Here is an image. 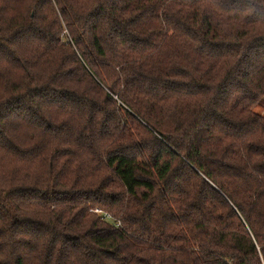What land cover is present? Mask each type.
Returning a JSON list of instances; mask_svg holds the SVG:
<instances>
[{
	"label": "trees",
	"instance_id": "obj_1",
	"mask_svg": "<svg viewBox=\"0 0 264 264\" xmlns=\"http://www.w3.org/2000/svg\"><path fill=\"white\" fill-rule=\"evenodd\" d=\"M259 106L264 0H0V264H264Z\"/></svg>",
	"mask_w": 264,
	"mask_h": 264
},
{
	"label": "built area",
	"instance_id": "obj_2",
	"mask_svg": "<svg viewBox=\"0 0 264 264\" xmlns=\"http://www.w3.org/2000/svg\"><path fill=\"white\" fill-rule=\"evenodd\" d=\"M94 212L100 213L101 211L99 209H94ZM103 217L107 219L110 218L108 213H103Z\"/></svg>",
	"mask_w": 264,
	"mask_h": 264
},
{
	"label": "rangeland",
	"instance_id": "obj_3",
	"mask_svg": "<svg viewBox=\"0 0 264 264\" xmlns=\"http://www.w3.org/2000/svg\"><path fill=\"white\" fill-rule=\"evenodd\" d=\"M257 110L258 111H260V113L262 114V115H264V106H259L258 108H257ZM134 131V130H133ZM135 132V131H134ZM140 132H141V130H140ZM142 132H143V130H142Z\"/></svg>",
	"mask_w": 264,
	"mask_h": 264
}]
</instances>
